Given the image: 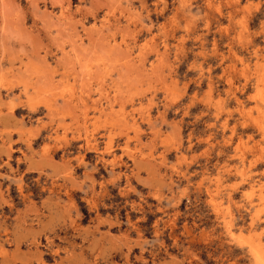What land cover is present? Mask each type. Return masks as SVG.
I'll use <instances>...</instances> for the list:
<instances>
[{
  "label": "rangeland",
  "instance_id": "374dc122",
  "mask_svg": "<svg viewBox=\"0 0 264 264\" xmlns=\"http://www.w3.org/2000/svg\"><path fill=\"white\" fill-rule=\"evenodd\" d=\"M263 129L264 0H0V264H260Z\"/></svg>",
  "mask_w": 264,
  "mask_h": 264
},
{
  "label": "bare ground",
  "instance_id": "6f19581e",
  "mask_svg": "<svg viewBox=\"0 0 264 264\" xmlns=\"http://www.w3.org/2000/svg\"><path fill=\"white\" fill-rule=\"evenodd\" d=\"M153 69V68H152ZM264 130V129H263ZM250 239V238H249ZM256 246V245H255ZM257 254H258V252H257ZM258 262L260 263V264H264V258L261 256V255H259L258 254Z\"/></svg>",
  "mask_w": 264,
  "mask_h": 264
}]
</instances>
